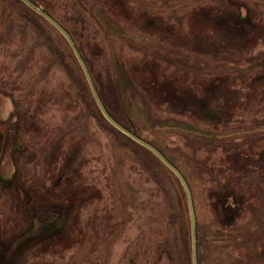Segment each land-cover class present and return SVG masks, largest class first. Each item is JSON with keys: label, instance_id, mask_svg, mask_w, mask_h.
I'll return each mask as SVG.
<instances>
[{"label": "rangeland", "instance_id": "obj_1", "mask_svg": "<svg viewBox=\"0 0 264 264\" xmlns=\"http://www.w3.org/2000/svg\"><path fill=\"white\" fill-rule=\"evenodd\" d=\"M31 1L80 30L123 116L112 45L124 114L172 162L199 168V264H264V0ZM103 17L120 37H105ZM67 49L45 19L0 0L2 264H179L170 236L154 242L173 179L97 114Z\"/></svg>", "mask_w": 264, "mask_h": 264}, {"label": "trees", "instance_id": "obj_2", "mask_svg": "<svg viewBox=\"0 0 264 264\" xmlns=\"http://www.w3.org/2000/svg\"><path fill=\"white\" fill-rule=\"evenodd\" d=\"M16 2H20L23 5L27 6L26 4H24L22 1L20 0H15ZM38 5H40L43 9H45V7L41 4V3H36ZM28 7V6H27ZM28 9L32 12H34L35 15H37L40 18H43L42 16L38 15L35 11H33L32 9H30L28 7ZM46 11V10H45ZM49 12V11H47ZM50 13V12H49ZM96 15V14H95ZM95 15H94V19H95ZM44 19V18H43ZM98 23L100 25V27L104 30V34L105 37H110V38H118L120 37L119 32H117L120 29H116L114 27V25L108 21L107 19H105L104 17L99 20ZM46 21V20H45ZM46 23H48L46 21ZM54 30L55 32L59 35V37H61L62 41L66 44L67 46V50L70 53V56L74 59L77 68L79 70V74L81 75V82H82V86L85 89L88 98L91 101L92 106L94 107L95 111L97 112V114L103 119L104 122H106L111 128L112 130H114L118 135H120V137H122V139L130 142V144L146 151L148 154H150L156 161H158V163L164 168V170L168 173V175L173 179L174 183V190H173V201H175L176 206L172 207L170 209V212L165 216L163 222H162V226L160 229V233L155 237V244H166L167 243V236H170L171 239L173 240V246L174 249L176 250L178 259H179V264H191V255H190V232H189V227H190V221H189V215H188V207H187V202H186V198L184 195V190L181 186V183L179 182V180L176 178V176L174 175L173 172H171L167 167L164 166V164L157 158L155 157V155L153 153H151L150 151L147 150V148L135 143L134 141L130 140V137H128L127 135L121 133L120 131H118L117 129L113 128L111 124H109L106 119L101 115L100 111L98 110L96 104H95V100L93 99L89 89H88V84L86 82V79L80 69L79 63L76 60V58L74 57L72 51L70 50V46L68 45V43L66 42V40L62 37V35L58 32L57 29H55L50 23H48ZM112 27L111 30H109V28ZM69 31V29H67ZM69 34L71 35V37L73 38V40L75 41L77 47L79 48V52L82 56V58L84 59V61L86 62V64L88 65V70L95 82V87L96 90L99 94V96L101 97L104 106L106 107V109L109 111V113L113 116L114 119H116L117 122H119L120 124H122L123 126H125L126 128L130 129V131H132L133 133H135L136 135L142 137L143 139L147 140V142L151 143L152 145H154L155 147H157L158 149H160L163 153L164 151L162 150V146H160V144H153L152 140H148L147 137H144L143 135H141L139 128H137V126L132 122V119H130V116L128 114H124V100L122 99L121 95L124 93L125 91V83H126V76L123 70V66L120 64V60L119 57L114 53V51L112 50L113 46L111 45L109 47L110 52L108 54L109 58L111 59V61H113V76H114V80H115V90H116V100H117V107L118 110L122 112L123 116H116L112 109L109 106V100H107L103 89L106 90V86L102 87L103 85H105L102 80H100V75L98 73V69H96V65L93 63V57L92 56H88L85 52V48L82 47V45L84 46V41L82 40L81 34H80V30L76 27L75 29H71V31H69ZM93 67L95 69H93ZM93 70H95L96 72H94ZM103 83V84H102ZM172 124V123H170ZM169 124V126H170ZM169 126L167 127L169 130H172L169 128ZM186 126V125H185ZM171 127V126H170ZM189 127L190 126H186ZM191 128V127H190ZM160 147H159V146ZM165 157L167 156L164 153ZM169 161H171L168 157H166ZM172 162V161H171ZM173 164H175L174 162H172ZM183 173V176L186 178L187 182L189 183L191 190H192V197L193 200H195V188H202L201 185V180L199 178V168L196 167H192L190 165L188 166H181L178 164H175ZM194 168V169H193ZM191 174V175H190ZM191 177H190V176ZM192 180V181H191ZM228 199V198H227ZM171 204V201H170ZM38 222L33 223L34 226H32V230L30 232L29 235H31V237H40L42 235V233L44 232V230L46 228H50L52 227L55 222L56 219L53 217V215H50V217L48 218V220L46 221H40L37 220ZM35 227V228H34ZM196 231H197V227H196ZM157 240V241H156ZM45 240H40L37 241V248L40 250L42 247L45 246L46 243H44ZM156 244V245H158ZM197 244L199 245V236L197 235ZM198 245H197V255H198ZM11 250V249H10ZM10 250L5 251L4 250H0V255H4L3 257H6V255H8V253L10 252ZM199 257H198V264H199ZM3 262L0 259V264H2Z\"/></svg>", "mask_w": 264, "mask_h": 264}, {"label": "water", "instance_id": "obj_3", "mask_svg": "<svg viewBox=\"0 0 264 264\" xmlns=\"http://www.w3.org/2000/svg\"><path fill=\"white\" fill-rule=\"evenodd\" d=\"M20 1L26 4L30 9L35 11L38 15L42 16L48 23H50L55 29H57L58 32L62 35V37L66 40V42L71 48L70 50L72 51L74 57L79 63L80 69L88 84L87 85L88 89L93 99L95 100V104L98 110L100 111V113L102 114V116L106 119V121L110 123L112 127H114L121 133L130 137V140L147 148V150L153 153L155 157H157L164 164L165 167H167L171 172H173L176 178L179 180L184 190V195H185L187 207H188L187 211H188L189 221H190L189 232H190V242H191L190 244V255H191V261H192L191 264H198V255H197V245L198 244H197V232H196L197 224H196V214H195L196 209L194 206V201H193V197L191 193L192 192L191 187L189 183L187 182L186 178L183 176V173L181 172V170L175 164L169 161L160 149H158L151 143L147 142V140L143 139L142 137L136 135L135 133L130 131V129L126 128L125 126L117 122L116 119L113 118V116L109 113V111L104 106L103 101L96 90L95 82L87 68L88 65L82 58L78 50L79 48L77 47L71 35L69 34V31L66 28H64L63 25L59 21H57L54 17L49 15V13H47L45 9H43L40 5L32 2L31 0H20Z\"/></svg>", "mask_w": 264, "mask_h": 264}]
</instances>
